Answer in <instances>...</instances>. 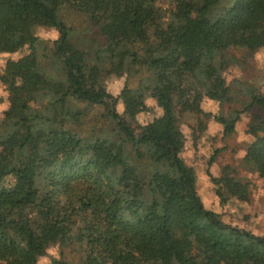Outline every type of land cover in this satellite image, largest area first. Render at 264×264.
<instances>
[{
    "label": "trees",
    "instance_id": "16d2710c",
    "mask_svg": "<svg viewBox=\"0 0 264 264\" xmlns=\"http://www.w3.org/2000/svg\"><path fill=\"white\" fill-rule=\"evenodd\" d=\"M156 1L0 0V54L8 53L0 71L8 100L0 114V264H36L50 245L72 241L82 246L78 262L47 264H264V235L204 204L199 172L220 206L231 197L246 201L250 181L230 163L212 171L221 148L202 169L189 161L178 119L184 110L202 112L223 136L242 112L264 114V94L250 90L249 79L224 74L241 64L230 48H264V0H169L165 20ZM65 8L87 20L106 17L100 36L74 33ZM36 26L58 34L65 87L41 71ZM118 36L129 44L113 59ZM86 48L97 59L90 66ZM140 71L134 86L123 79L118 91L105 89L106 78ZM147 96L158 114L137 123ZM204 98L239 104L206 112ZM92 106L101 111L80 133L73 125L86 122ZM246 132L242 165L264 179V115H254Z\"/></svg>",
    "mask_w": 264,
    "mask_h": 264
},
{
    "label": "rangeland",
    "instance_id": "374dc122",
    "mask_svg": "<svg viewBox=\"0 0 264 264\" xmlns=\"http://www.w3.org/2000/svg\"><path fill=\"white\" fill-rule=\"evenodd\" d=\"M156 6L165 13V16L160 19L165 20L169 16L171 9H173V3L169 0L156 1ZM62 15L66 20V23L71 25L74 29V33H78L80 36H88L98 38L100 36V27L107 21V18H90L87 20L86 16L82 13H78L72 8H65L62 10ZM216 16V10L211 9L207 12L206 18L213 21ZM37 39L33 42L35 49L41 55L43 60L41 71L47 75L54 83H58L61 86L68 85L66 79L67 69L61 57L55 56V46L53 40L57 38L58 34L56 30L51 27L36 26L34 29ZM82 32V33H81ZM129 38L125 36H118L113 42L112 57L118 59L123 50L128 46ZM87 47V46H86ZM234 52L241 59V64H232L228 66L224 74L226 81L231 80L233 77L249 79L252 86L250 90L256 92V94H264V48L257 49L251 54H246L240 49L230 48L228 53ZM160 52L158 54H163ZM85 63L90 66L96 62L95 52L86 48L84 51ZM8 57V53L0 54V71L5 65V61ZM143 71L137 72L133 75H123L108 77L104 81L105 89L111 93L119 90L122 80L126 79L128 86H134L137 83V79L140 77ZM6 93L3 86L0 84V114L6 108L8 100H6ZM145 102L147 108L136 114V122L149 120L154 115L158 114L153 99L146 97ZM238 102L232 100L226 102L223 106H219L216 101L208 100L204 98L201 102L202 109L206 112H225L233 106H238ZM83 106L84 103H81ZM118 108L122 110V104H118ZM101 111V107L92 106L89 109L86 122L81 126L73 125L80 133L88 130L92 124L90 120L92 116ZM264 115L263 112L256 107H252L248 111L242 112L240 118L236 121L235 129L230 134H222V126L213 120L211 117H207L202 112H193L190 110H184L178 113V119L180 127L184 135V154L191 162L202 164L208 156L213 152L215 148H221V151L217 154L215 162L212 164V171L216 174H220V169L225 163H230L237 166L239 173L250 181L251 189L249 191L248 199L246 201L231 197L223 206L216 204V199L210 191V184L203 172L200 173L202 200L207 206L219 210L223 219L243 226L257 235H264V179L259 177L254 171H249L242 165V157L245 153V145L251 139L250 133L246 132L247 125L250 119L254 116ZM97 120V118H96ZM98 121V120H97ZM136 122H133L136 125ZM107 125V123H106ZM99 127H105V125L98 123ZM24 157L23 152H21ZM202 190V191H201ZM82 246L76 241H72L67 244L50 245L45 254L40 256L36 264H47L49 259L53 257L63 258L67 261L78 262L83 254Z\"/></svg>",
    "mask_w": 264,
    "mask_h": 264
}]
</instances>
